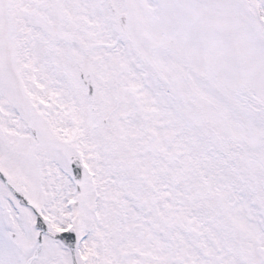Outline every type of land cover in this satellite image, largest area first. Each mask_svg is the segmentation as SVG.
I'll return each mask as SVG.
<instances>
[{
	"label": "snow or ice",
	"instance_id": "6c2138e0",
	"mask_svg": "<svg viewBox=\"0 0 264 264\" xmlns=\"http://www.w3.org/2000/svg\"><path fill=\"white\" fill-rule=\"evenodd\" d=\"M0 264H264V0H0Z\"/></svg>",
	"mask_w": 264,
	"mask_h": 264
}]
</instances>
